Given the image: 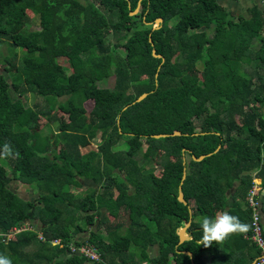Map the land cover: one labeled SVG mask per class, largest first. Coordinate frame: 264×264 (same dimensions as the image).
Instances as JSON below:
<instances>
[{
    "label": "trees",
    "instance_id": "obj_1",
    "mask_svg": "<svg viewBox=\"0 0 264 264\" xmlns=\"http://www.w3.org/2000/svg\"><path fill=\"white\" fill-rule=\"evenodd\" d=\"M245 13L234 18L215 0H0V45L20 49L4 66L8 81L0 74V254L12 264H251L250 231L204 247L199 222L227 211L250 224L253 172L264 190V13L255 4ZM26 95L39 102L25 106ZM37 118L44 133L32 142ZM82 180L94 187L72 190ZM11 181L36 198L18 197ZM261 206L264 238V193ZM188 220L190 239L178 244ZM24 221L34 230L2 242ZM52 239L89 244L100 262Z\"/></svg>",
    "mask_w": 264,
    "mask_h": 264
},
{
    "label": "built area",
    "instance_id": "obj_2",
    "mask_svg": "<svg viewBox=\"0 0 264 264\" xmlns=\"http://www.w3.org/2000/svg\"><path fill=\"white\" fill-rule=\"evenodd\" d=\"M252 184L247 190L244 196V205L250 211V225L252 229L250 234L246 237L259 251L258 256L253 260L251 264H264V238L262 236V212H261V197L264 193V190L260 188V182L255 178V172L251 175ZM254 193V195H253ZM255 200V204H252L250 201ZM34 228L30 226L29 222H24L17 227H13L10 232L5 235H2V242L6 243L16 234L21 231H33ZM36 239L40 242H44L45 239L41 235V232L38 229H35ZM52 247H58L59 249L66 248V255L68 256H80L86 259L89 262L99 263L100 259L98 254L95 252L94 248L86 243H81L79 245L67 244V246L62 245L60 240L52 239L49 241Z\"/></svg>",
    "mask_w": 264,
    "mask_h": 264
},
{
    "label": "rangeland",
    "instance_id": "obj_3",
    "mask_svg": "<svg viewBox=\"0 0 264 264\" xmlns=\"http://www.w3.org/2000/svg\"><path fill=\"white\" fill-rule=\"evenodd\" d=\"M224 1H226V0H224ZM219 2L221 3V1L219 0ZM249 2H251V3H253V4H255L256 5V7H257V0H250ZM251 5V4H250ZM249 5V6H250ZM235 7V6H234ZM233 7V9H232V13L233 12H236V10L237 9H235ZM244 5L242 6V8H241V12L244 10ZM259 9H261L260 7H259ZM244 13V12H243ZM136 14H137V12H136ZM234 14V13H233ZM27 16L29 17V18H31V20H33V17H32V15L29 13V12H27ZM36 21L35 20H33V22L29 25V28L31 29V30H34V29H36L37 28V26H36ZM22 26V24L21 25H19V26H17V28H16V30H18L20 27ZM153 27L154 28H157V25H155L154 23H153ZM111 51L113 52V53H115L116 51L113 49V48H111ZM118 52H120L121 54H122V51H118ZM20 53V49L19 48H17V49H14V50H10L9 48H6V46L4 45V44H1L0 45V54L4 57V58H9V61L11 60V64L10 65H4V64H0V74L2 75V76H4L5 77V79L8 81V75L5 73V72H3L4 70V66H6V68L8 69V71H10L12 68H13V66H14V59H12V54H19ZM59 62V64L62 66V67H64V69H65V72H66V63H65V61L64 60H59L58 61ZM201 69H202V63L200 62V63H197L196 64V67H195V69L191 72V75L193 76V77H195V79L196 80H198L199 79V75H200V72H201ZM111 79L107 82H104V83H102V86H109V85H111ZM199 81V80H198ZM199 83H200V81H199ZM101 85V84H100ZM22 102H23V104L25 105V106H27V107H32L33 105H35V103L37 104L38 102H39V98L37 99V98H34L32 95H26L25 97H22ZM83 106H84V109L86 110V111H88L89 109H90V107H91V104L89 103V102H85L84 104H83ZM54 113V115H55V117L57 118V122L59 123V124H63V123H65V122H67V117H66V115L65 114H62V113H59V112H57V111H54L53 112ZM211 113V112H210ZM261 113L263 114V116H264V107H262L261 108ZM44 124H45V121L42 119V118H37L36 119V122H35V124H34V127L32 128V130H31V132H32V134H33V137H32V142H35V138H36V133H38L40 130H41V132L42 133H44V130H42V128H43V126H44ZM55 126L52 124V125H50V130H55V128H54ZM38 131V132H37ZM40 133V132H39ZM144 149V148H143ZM157 154L155 153V156H156ZM138 160H140V163H142V160L141 159H138ZM154 166V165H153ZM155 174H158L159 173V170H160V166H159V164H158V162H157V158L155 159ZM94 187V185L90 182V181H87V180H82V181H80V188H78V189H72V190H74V191H77V192H84V191H87V190H89V189H92ZM9 189L12 191V192H14L18 197H20L21 199H23V200H28V201H32V200H34L35 198H36V193H35V191L34 190H32V189H30V188H28L27 186H25V185H22V184H20V183H18V182H16V181H11L10 183H9ZM100 213L101 214H103V213H105V211L102 209L101 211H100ZM125 216H123V218H124ZM123 220V219H122ZM123 221H125V220H123ZM24 222H26V221H24ZM24 222H22V223H24ZM38 229V228H37ZM102 235L104 234V231L102 230V229H100V231H99ZM82 236H84V234H82ZM81 236V237H82ZM79 237V236H78ZM103 237H104V235H103ZM12 238H14V237H12ZM11 238V239H12ZM10 239V240H11ZM153 250H154V254H155V249L153 248Z\"/></svg>",
    "mask_w": 264,
    "mask_h": 264
},
{
    "label": "clouds",
    "instance_id": "obj_4",
    "mask_svg": "<svg viewBox=\"0 0 264 264\" xmlns=\"http://www.w3.org/2000/svg\"><path fill=\"white\" fill-rule=\"evenodd\" d=\"M3 155H9L7 145L5 146ZM256 171L258 172L259 169ZM250 202L255 204V200H251ZM199 222L202 227V239L200 242L204 247H210L213 242L221 243L235 234H245L253 227L248 223L242 222L238 216L232 215L227 211L217 214L214 218L201 217ZM0 264H12V261L10 257L0 254Z\"/></svg>",
    "mask_w": 264,
    "mask_h": 264
},
{
    "label": "water",
    "instance_id": "obj_5",
    "mask_svg": "<svg viewBox=\"0 0 264 264\" xmlns=\"http://www.w3.org/2000/svg\"><path fill=\"white\" fill-rule=\"evenodd\" d=\"M137 6H138V5H137ZM136 12H137V7L134 9V11L130 12L129 15H130V16H133V15L136 14ZM160 23H161V19H156V20L154 21V24L157 25V26H158ZM151 55H152V57H154V58H158V59H160V60H161V63L163 62L161 56H159V55H155L153 50L151 51ZM145 97H146V94H141L139 97H137V98L134 100V102H133L132 104L140 102V101L143 100ZM178 135H179L178 132H174V133L170 134L169 136L171 137V136H178ZM167 136H168V135H162V134H161V135H153L152 138H153V139H160V138H166ZM206 156H207V155H202V156H199L198 158L191 157V159H192L193 161H195V162H198V161H201V160H202L204 157H206ZM182 164H183V163H182ZM183 179H184V169H183V172H182L181 181H180V183H179V185H178V188H177V201H178L179 203H181L182 205L185 206V205H186V202L184 201L183 196H182V192H181V184H182ZM189 223H190V221L188 220L186 223H184L183 227L180 228V229L178 230V232H177V236H178V244L182 243L183 241H186V240L190 239L189 234L186 233V229L188 228ZM183 254L186 255V256H188L189 258H191V254H190L189 252H183ZM191 264H193V263L191 262Z\"/></svg>",
    "mask_w": 264,
    "mask_h": 264
},
{
    "label": "crops",
    "instance_id": "obj_6",
    "mask_svg": "<svg viewBox=\"0 0 264 264\" xmlns=\"http://www.w3.org/2000/svg\"><path fill=\"white\" fill-rule=\"evenodd\" d=\"M215 1L221 7H223L225 9V11H227V13H229V15H231L234 18H237L239 16H246V13H245L246 8L250 7L253 4V3L249 2L250 0H226V1L220 0L221 3L219 2V0H215ZM243 5H244V7H243L244 10L241 12L240 10H241ZM257 6L260 7L261 8L260 10L264 13V4H263L262 0H257ZM233 7L235 9H237L236 12H233L234 14L232 13ZM263 163H264V159H263ZM258 181L260 182V180H258ZM148 253H149L150 257L155 255L153 248H150L148 250ZM171 264H173V263H171Z\"/></svg>",
    "mask_w": 264,
    "mask_h": 264
}]
</instances>
